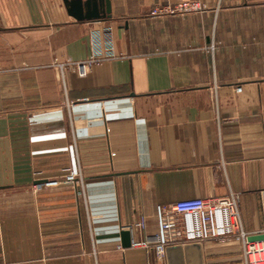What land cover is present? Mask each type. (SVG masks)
<instances>
[{
  "label": "crops",
  "instance_id": "crops-1",
  "mask_svg": "<svg viewBox=\"0 0 264 264\" xmlns=\"http://www.w3.org/2000/svg\"><path fill=\"white\" fill-rule=\"evenodd\" d=\"M178 1L79 21L64 0H0V264H168L157 207L192 197L234 194L264 233V0L152 13ZM95 35L109 57L81 75ZM68 169L77 185L39 188ZM125 229L151 246L120 249ZM202 245L245 264L238 241Z\"/></svg>",
  "mask_w": 264,
  "mask_h": 264
},
{
  "label": "built area",
  "instance_id": "built-area-1",
  "mask_svg": "<svg viewBox=\"0 0 264 264\" xmlns=\"http://www.w3.org/2000/svg\"><path fill=\"white\" fill-rule=\"evenodd\" d=\"M200 8V4L196 1L180 0L163 6L156 5L152 13L154 15L183 13ZM94 44V52L90 59L78 63L81 75H85L94 62L109 57L110 51L103 52L99 36L95 35ZM237 90L241 91L242 88L238 87ZM63 181L77 185L79 178L73 170L68 169L60 178L45 180L39 188L56 186ZM156 217L157 234L153 247L159 258H164L167 246L173 244L202 243L207 240L226 243L235 240L242 245L245 264H264V241L249 240L250 234L243 226L238 198L234 194L226 198H185L168 205H158ZM139 225L144 230L147 228L145 220ZM132 246L149 248L151 244L147 240L132 241ZM119 248L124 250L122 245H119Z\"/></svg>",
  "mask_w": 264,
  "mask_h": 264
},
{
  "label": "water",
  "instance_id": "water-1",
  "mask_svg": "<svg viewBox=\"0 0 264 264\" xmlns=\"http://www.w3.org/2000/svg\"><path fill=\"white\" fill-rule=\"evenodd\" d=\"M68 12L79 21L109 20L112 18L111 0H64ZM121 243L124 248L132 246L131 231L122 230ZM250 241H264V233L249 237ZM168 264H205L201 242L173 244L166 248Z\"/></svg>",
  "mask_w": 264,
  "mask_h": 264
}]
</instances>
